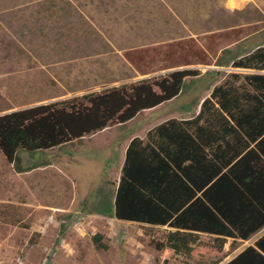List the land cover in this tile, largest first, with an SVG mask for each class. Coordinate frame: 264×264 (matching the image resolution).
Masks as SVG:
<instances>
[{
  "label": "rangeland",
  "instance_id": "374dc122",
  "mask_svg": "<svg viewBox=\"0 0 264 264\" xmlns=\"http://www.w3.org/2000/svg\"><path fill=\"white\" fill-rule=\"evenodd\" d=\"M193 41L207 65L163 69L170 45L179 55ZM260 47L264 0H0V116L174 71L197 72L176 98L105 134L20 151L17 164L0 150V264H227L254 246L264 228L249 240L228 239L219 256L208 234L200 239L206 256L157 251L151 234L159 228L103 210L114 202L123 138L195 117L231 73L264 74L232 63Z\"/></svg>",
  "mask_w": 264,
  "mask_h": 264
},
{
  "label": "trees",
  "instance_id": "16d2710c",
  "mask_svg": "<svg viewBox=\"0 0 264 264\" xmlns=\"http://www.w3.org/2000/svg\"><path fill=\"white\" fill-rule=\"evenodd\" d=\"M170 47L164 70L208 64L194 41L179 55ZM232 63L264 71V47ZM196 73L174 71L0 116V150L17 164L20 151L50 150L128 123L176 98ZM103 213L159 228L151 234L155 249L182 256L207 255L203 234L215 236L219 256L228 239L249 240L263 229L264 74L231 73L195 117L171 119L149 131L146 141L135 138L115 202ZM227 264H264V235Z\"/></svg>",
  "mask_w": 264,
  "mask_h": 264
},
{
  "label": "crops",
  "instance_id": "0c3cea01",
  "mask_svg": "<svg viewBox=\"0 0 264 264\" xmlns=\"http://www.w3.org/2000/svg\"><path fill=\"white\" fill-rule=\"evenodd\" d=\"M172 119H176V118H172ZM169 120H171V119H169ZM169 120H167V121H169ZM177 120H180V119H177ZM183 120V119H182ZM167 121H165V122H167ZM165 122H163V123H165ZM163 123H161V124H163ZM161 124H159V125H161ZM159 125H157V126H159ZM156 126V127H157ZM155 128V127H154ZM153 128V129H154ZM109 129V128H108ZM108 129H105V130H103V131H101V132H99V133H97L96 135H99V134H105V132L108 130ZM151 131V130H150ZM135 138H140V139H142V140H147V136L146 137H140V136H133V135H131V134H128V135H126L124 138H123V141H121L119 144V147H122L123 146V148L121 149V151H120V154H119V159H118V164H117V166L115 165V168L117 169H119V174H118V176H119V179H118V181L117 182H115V184H116V191H115V196H114V198H113V200H114V202H115V197H116V192H117V189H118V186H119V182H120V179H121V176H122V169H123V166H124V164H125V160H126V153H127V150H128V148H129V146H130V143L135 139ZM116 144V142L114 141L113 142V144L112 143H110L109 144V146H112V145H115ZM119 151V150H118ZM117 153V150H116V148H115V150H114V152H113V154L115 155ZM119 153V152H118ZM117 155V154H116ZM109 159H110V157H109ZM113 163L115 162L116 163V161H115V159L112 161ZM110 167L112 168V170L113 169H115V168H113L114 166H112V165H110ZM102 168H104V166H102ZM113 202V203H114ZM234 240V239H233ZM237 241V240H236ZM232 261V260H231Z\"/></svg>",
  "mask_w": 264,
  "mask_h": 264
}]
</instances>
